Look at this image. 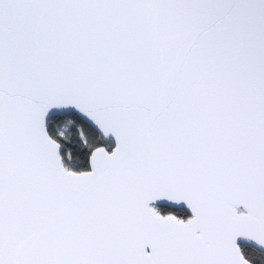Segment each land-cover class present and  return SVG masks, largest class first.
<instances>
[{
  "label": "snow or ice",
  "instance_id": "snow-or-ice-1",
  "mask_svg": "<svg viewBox=\"0 0 264 264\" xmlns=\"http://www.w3.org/2000/svg\"><path fill=\"white\" fill-rule=\"evenodd\" d=\"M0 264H264V0H0Z\"/></svg>",
  "mask_w": 264,
  "mask_h": 264
}]
</instances>
